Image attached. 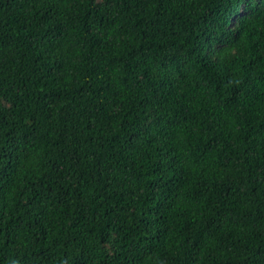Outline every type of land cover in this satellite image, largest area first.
<instances>
[{
    "label": "trees",
    "instance_id": "1",
    "mask_svg": "<svg viewBox=\"0 0 264 264\" xmlns=\"http://www.w3.org/2000/svg\"><path fill=\"white\" fill-rule=\"evenodd\" d=\"M0 0V264H264V8Z\"/></svg>",
    "mask_w": 264,
    "mask_h": 264
},
{
    "label": "snow or ice",
    "instance_id": "2",
    "mask_svg": "<svg viewBox=\"0 0 264 264\" xmlns=\"http://www.w3.org/2000/svg\"><path fill=\"white\" fill-rule=\"evenodd\" d=\"M254 2V0H239V3L242 5L241 8V15H244L247 11L249 6ZM258 2L262 8H264V0H255Z\"/></svg>",
    "mask_w": 264,
    "mask_h": 264
}]
</instances>
